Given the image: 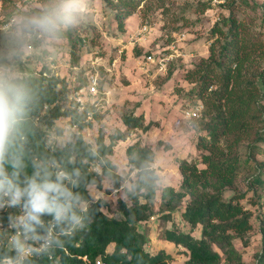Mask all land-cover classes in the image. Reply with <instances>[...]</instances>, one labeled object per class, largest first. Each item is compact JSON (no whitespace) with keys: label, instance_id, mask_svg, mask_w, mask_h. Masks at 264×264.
Wrapping results in <instances>:
<instances>
[{"label":"trees","instance_id":"trees-1","mask_svg":"<svg viewBox=\"0 0 264 264\" xmlns=\"http://www.w3.org/2000/svg\"><path fill=\"white\" fill-rule=\"evenodd\" d=\"M100 1L114 10L118 28L124 32L127 20L145 0ZM221 1L230 6L236 2ZM211 8V4L206 3L196 12L205 13ZM251 28L247 20L232 14L222 18L212 30L209 57L202 59L196 69L188 71L185 76L187 82L196 85L193 90L197 98L195 105L204 106L197 125L200 132L198 148L205 168H200L194 161L178 162L182 176L179 190L167 187L161 192L162 208L164 204L169 213L176 212L187 202L180 216L190 226L189 232L179 231L171 215L162 219L172 221V226L163 231L162 238L186 253L188 260L185 264H244L236 249V241L248 247V236L254 225L252 213L241 204L244 196L235 191L238 179L252 173V185L261 187L264 195V70L257 62L264 57V48ZM33 30L23 32L27 34ZM60 32L62 38L69 39L72 59L77 65L79 60L75 54L79 46L74 41L75 33L63 27ZM49 74L19 76L14 81L24 87L29 97L20 125L25 174L31 176L36 165H43L53 173L52 182H57V173L64 171L75 182L73 185L68 179L62 181L76 198L73 212L79 223L71 219L57 221L54 213L43 214L42 225L30 221L28 225L31 224L33 230L28 231L41 238L47 235L52 224L60 235L54 241L55 247L25 264H96L97 260L104 264H172L173 257L164 249L154 253L146 250L149 229L146 232L138 229V224L154 218V201L159 190L160 177L152 167L156 154L150 145H143L141 139H136L125 150L129 172L136 175L131 188L125 191L131 205L124 200L118 201L123 220L103 213L106 201L93 202L88 190L90 186L101 189L102 178L89 171L92 163H99L101 175L113 182V188L119 189L124 180L115 173L116 165L109 159L116 144L126 142L135 132H150L155 128L154 124L145 123L144 112L125 114L122 121L126 130L114 133L108 144L101 133L96 150L77 133H72L75 141L67 142L64 147H58L53 141L49 144L53 128L58 136L65 131L57 125L61 119H69V125L80 131L90 128V121L101 115L98 102L104 95L99 91L101 96L80 111V106L74 100L70 103L69 97L70 94L76 97L87 86L84 72H80L84 79H78L80 83L72 93L65 79ZM244 142L248 144L242 149ZM165 149L170 148L165 145ZM258 157L263 160H257ZM231 191L233 195L228 198L226 195ZM257 198L255 203L262 202L261 196ZM22 199L27 203L26 198ZM199 227L201 237L197 239L192 230ZM259 228L261 250L256 264H264V217ZM10 256L15 258L16 252L1 250L0 263Z\"/></svg>","mask_w":264,"mask_h":264},{"label":"rangeland","instance_id":"rangeland-1","mask_svg":"<svg viewBox=\"0 0 264 264\" xmlns=\"http://www.w3.org/2000/svg\"><path fill=\"white\" fill-rule=\"evenodd\" d=\"M206 3H210L212 8L205 13H197L196 9ZM49 4L50 0H0V68L8 69L15 78L50 73L57 79H65L71 93L79 85L78 79L86 77L88 82L91 76L97 78V95L90 94L87 83L85 94L82 97L70 94L69 101L81 99V104L76 103L82 111L88 103L101 96L99 91H102L104 95L98 102L101 115L97 119L92 118V126L82 131L70 126L69 119L58 121V127L65 130L63 135L58 136L56 130L52 129L51 140L58 147L75 141L72 133H77L84 136L86 142L96 150L101 133L108 144L114 133L126 130L122 121L125 114L145 113V123H152L155 128L148 133L135 132L126 142H118L109 158L116 165L115 173L124 180L122 185L119 189L113 188V182L101 175L102 166L92 163L89 171L102 178L101 189L90 186L88 190L93 202L106 201L103 213L110 218L123 220L118 201L124 200L131 205L125 191L131 188L136 175L129 172L125 150L136 139H141L143 145H150L156 154L152 167L160 177L159 190L154 201V218L138 224V229L142 232L149 229L146 233L149 240L147 251L154 253L164 249L173 257L172 264H185L188 260L186 253L165 241L162 235L165 229L172 226V221L179 231H190V226L180 216L187 202L173 213H169L164 204L162 208L161 203L164 188L173 187L178 191L181 186L178 162L194 161L200 168H205L202 152L198 148L200 132L197 124L201 119L189 120L185 114L198 106L193 94L196 85L187 82L185 76L188 71L196 69L202 59L209 57L212 30L222 18H228L231 14L248 21L264 48V0H236L234 6L221 0H145L127 20L124 32L118 28L114 10L100 0H84L83 10L76 22L63 27L75 33L74 41L79 46L75 54L79 60L77 65L72 59L70 41L61 37L60 30L46 33L34 29L27 34L22 31L14 35L16 21L39 16ZM144 26L148 27L149 33L146 34V41H140L142 35L139 33ZM151 55L156 60L164 59L165 71L147 64V57ZM257 62L264 70V57ZM81 71L84 77L80 75ZM159 142L162 144L159 145ZM247 144L244 142L242 149ZM165 145L170 149L166 150ZM257 160L263 158L258 157ZM252 175L241 176L235 190L244 196L241 204L253 216L254 228L248 236L249 246L244 247L240 241H236V249L242 255L244 264H256L261 250L259 226L264 217V195L261 187L252 185ZM232 195L231 191L226 196L229 198ZM259 196L262 202L255 203V198ZM168 215H171L172 221H163V217ZM192 234L199 239L201 227L192 230Z\"/></svg>","mask_w":264,"mask_h":264},{"label":"clouds","instance_id":"clouds-1","mask_svg":"<svg viewBox=\"0 0 264 264\" xmlns=\"http://www.w3.org/2000/svg\"><path fill=\"white\" fill-rule=\"evenodd\" d=\"M83 7L84 0H50L48 8L39 16L16 21L17 30L14 35L25 29L56 33L62 27L75 23ZM14 81L15 77L8 69L0 68V206L7 201L12 203L9 211L12 214L20 207H30L28 219L40 225L43 224V214L53 213L57 221L71 219L79 223V218L73 212L76 198L62 183L65 179L73 185L75 182L64 171L57 173V182H52L53 173L43 165H36L31 176L25 174L20 125L26 114L29 97L24 87ZM50 132L49 144H52V130ZM22 198H26L27 203ZM28 230H33L31 224ZM56 233L60 235L57 230ZM12 243L15 251L10 252H16V256L8 264H24L28 249L23 240L15 238Z\"/></svg>","mask_w":264,"mask_h":264},{"label":"built area","instance_id":"built-area-1","mask_svg":"<svg viewBox=\"0 0 264 264\" xmlns=\"http://www.w3.org/2000/svg\"><path fill=\"white\" fill-rule=\"evenodd\" d=\"M149 33V29L147 26H144L142 30L140 31V35L142 37L139 39L140 41H146L145 37L146 34ZM164 59L156 60L154 59V56H148L147 57V64L157 66L160 71L166 70V64H163ZM88 83V91H90L91 95H97V78L94 76H91ZM85 88L81 89L76 95L82 97L83 94H85ZM76 102L79 104L81 102V99L76 98ZM81 104V103H80ZM204 111V106L198 105L194 108L186 111V117L189 120H197L201 119L202 114ZM12 203L10 202H4L3 205L0 206V249L8 250V251H15L14 245L12 241L15 238H20L23 240L25 247L28 249V252L26 256L24 257V264L33 259H39L42 257V255L48 251L49 249H52L54 246V241L56 240L57 233L55 225L52 224L50 226V229L45 235L44 238H41L35 233H31L28 231V223L30 220L29 212L30 207H20L15 214H12L11 208ZM8 209V210H7ZM9 213V214H7ZM7 219H10L7 221ZM33 222V221H32ZM33 224H36L33 222ZM50 258L52 259V256L50 255ZM14 259L12 257H8L2 260L0 264H8V261ZM85 262H87V259H84ZM96 264H104L102 261L97 260Z\"/></svg>","mask_w":264,"mask_h":264},{"label":"crops","instance_id":"crops-1","mask_svg":"<svg viewBox=\"0 0 264 264\" xmlns=\"http://www.w3.org/2000/svg\"><path fill=\"white\" fill-rule=\"evenodd\" d=\"M162 250V249H161Z\"/></svg>","mask_w":264,"mask_h":264}]
</instances>
